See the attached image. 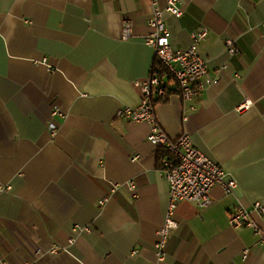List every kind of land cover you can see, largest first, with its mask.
Instances as JSON below:
<instances>
[{
    "label": "crops",
    "instance_id": "1",
    "mask_svg": "<svg viewBox=\"0 0 264 264\" xmlns=\"http://www.w3.org/2000/svg\"><path fill=\"white\" fill-rule=\"evenodd\" d=\"M152 1L0 0V264H264L258 235L229 225L238 201L264 205V0H179L182 15L163 16L175 49L207 28L208 73L186 101L164 77L178 92L155 102L156 122L186 133L237 188L214 187L205 208L180 202L162 258L161 149L149 123L118 114L140 104L158 63Z\"/></svg>",
    "mask_w": 264,
    "mask_h": 264
},
{
    "label": "built area",
    "instance_id": "2",
    "mask_svg": "<svg viewBox=\"0 0 264 264\" xmlns=\"http://www.w3.org/2000/svg\"><path fill=\"white\" fill-rule=\"evenodd\" d=\"M178 1L165 0L163 8L158 7L155 0L152 1L153 9L149 19L152 32L146 41L153 48L155 59L164 66L176 83L182 100L186 101L195 95L197 84L208 73L207 61L199 52V44L206 37L207 28L200 26L191 32L188 47L173 48L163 16L168 13L179 18L182 15V9ZM130 36L131 23L125 22L122 39L127 40ZM226 48L230 54L236 53L230 40H226ZM216 81L213 79L211 83ZM140 86L142 90L140 104L135 108H124L118 114L125 116L131 122L149 123L151 130L147 137L148 142L156 148L164 149L167 153L163 159L161 171L168 185L169 199L163 224L158 231L159 241L153 246L157 256L162 258L166 237L169 231L177 226L173 218L177 205L185 201L199 208L208 207L213 202L211 191L214 187H219L224 195H231L237 188V183L233 176L223 170L218 163L194 148L186 133L173 139L157 124L154 102L165 94L163 83L158 76L152 73ZM247 103L245 102L241 107ZM57 111L55 107L54 113ZM129 187L133 188V183L130 182ZM252 214L264 220V205L256 202L251 209H248L238 201L230 214L229 225L232 228L243 226L251 228L258 235L259 241L264 243V228L253 220Z\"/></svg>",
    "mask_w": 264,
    "mask_h": 264
},
{
    "label": "trees",
    "instance_id": "3",
    "mask_svg": "<svg viewBox=\"0 0 264 264\" xmlns=\"http://www.w3.org/2000/svg\"><path fill=\"white\" fill-rule=\"evenodd\" d=\"M157 62L158 63L154 64L152 72L154 74H156L158 76L159 80L163 83L165 94H164L163 97L158 98V99L155 100L156 104L157 103H166L168 101V98H169L170 95L178 92L177 88L171 90L165 85L164 80H163L164 77H168L169 81L172 80L174 82V80L169 75V73L164 68V66L159 61H157ZM155 102H154V104H155ZM159 149H161V150L158 151V165L160 166V169H161L162 168L163 159L167 156V153H166V151L164 149H162V148H159Z\"/></svg>",
    "mask_w": 264,
    "mask_h": 264
}]
</instances>
